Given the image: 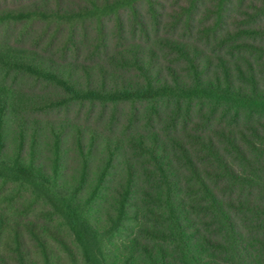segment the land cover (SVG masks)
Listing matches in <instances>:
<instances>
[{
	"label": "trees",
	"instance_id": "16d2710c",
	"mask_svg": "<svg viewBox=\"0 0 264 264\" xmlns=\"http://www.w3.org/2000/svg\"><path fill=\"white\" fill-rule=\"evenodd\" d=\"M0 264H264V0H0Z\"/></svg>",
	"mask_w": 264,
	"mask_h": 264
},
{
	"label": "rangeland",
	"instance_id": "374dc122",
	"mask_svg": "<svg viewBox=\"0 0 264 264\" xmlns=\"http://www.w3.org/2000/svg\"><path fill=\"white\" fill-rule=\"evenodd\" d=\"M6 192H8V190H6V191H5V194H6ZM5 194H4V195H5ZM2 198H3V193H2ZM3 199H5V196H4V198H3Z\"/></svg>",
	"mask_w": 264,
	"mask_h": 264
}]
</instances>
